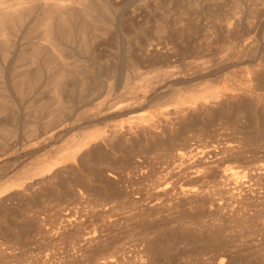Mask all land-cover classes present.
<instances>
[{
	"label": "bare ground",
	"instance_id": "bare-ground-1",
	"mask_svg": "<svg viewBox=\"0 0 264 264\" xmlns=\"http://www.w3.org/2000/svg\"><path fill=\"white\" fill-rule=\"evenodd\" d=\"M197 32L190 57L183 42ZM212 38L228 39L216 62L204 53ZM259 59L264 0H0V203L30 200L93 150L158 131L171 112L208 106L229 88L228 68ZM118 250L93 263L121 264Z\"/></svg>",
	"mask_w": 264,
	"mask_h": 264
},
{
	"label": "rangeland",
	"instance_id": "rangeland-1",
	"mask_svg": "<svg viewBox=\"0 0 264 264\" xmlns=\"http://www.w3.org/2000/svg\"><path fill=\"white\" fill-rule=\"evenodd\" d=\"M201 41L188 37L183 52ZM210 41L209 60L227 55L228 39ZM227 71L230 91L217 87L208 106L93 150L30 200L1 202L0 264H95L113 249L128 264H264V59ZM183 188L209 195L185 201Z\"/></svg>",
	"mask_w": 264,
	"mask_h": 264
}]
</instances>
